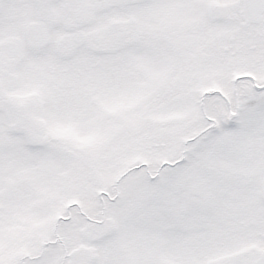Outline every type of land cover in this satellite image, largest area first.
Segmentation results:
<instances>
[{"label": "snow or ice", "instance_id": "obj_1", "mask_svg": "<svg viewBox=\"0 0 264 264\" xmlns=\"http://www.w3.org/2000/svg\"><path fill=\"white\" fill-rule=\"evenodd\" d=\"M0 264H264V0H0Z\"/></svg>", "mask_w": 264, "mask_h": 264}]
</instances>
